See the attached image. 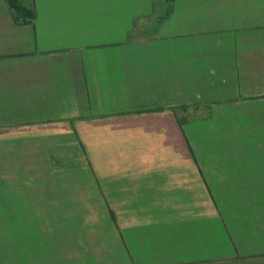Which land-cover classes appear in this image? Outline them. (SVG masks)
I'll return each instance as SVG.
<instances>
[{
  "label": "crops",
  "instance_id": "crops-1",
  "mask_svg": "<svg viewBox=\"0 0 264 264\" xmlns=\"http://www.w3.org/2000/svg\"><path fill=\"white\" fill-rule=\"evenodd\" d=\"M0 0V264H264V0Z\"/></svg>",
  "mask_w": 264,
  "mask_h": 264
},
{
  "label": "trees",
  "instance_id": "trees-1",
  "mask_svg": "<svg viewBox=\"0 0 264 264\" xmlns=\"http://www.w3.org/2000/svg\"><path fill=\"white\" fill-rule=\"evenodd\" d=\"M168 1L170 2L172 0ZM6 2L12 9L17 22H27V17L32 18L34 16L33 9L23 5L20 0H6Z\"/></svg>",
  "mask_w": 264,
  "mask_h": 264
}]
</instances>
